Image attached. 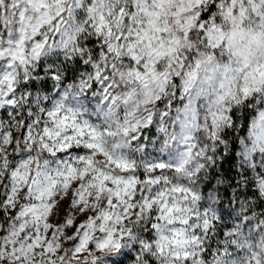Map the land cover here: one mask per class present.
<instances>
[{
	"label": "snow or ice",
	"instance_id": "obj_1",
	"mask_svg": "<svg viewBox=\"0 0 264 264\" xmlns=\"http://www.w3.org/2000/svg\"><path fill=\"white\" fill-rule=\"evenodd\" d=\"M0 264H264V0H0Z\"/></svg>",
	"mask_w": 264,
	"mask_h": 264
}]
</instances>
